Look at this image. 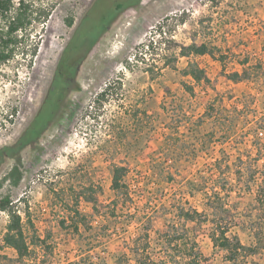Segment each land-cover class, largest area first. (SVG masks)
Returning <instances> with one entry per match:
<instances>
[{
	"label": "rangeland",
	"instance_id": "374dc122",
	"mask_svg": "<svg viewBox=\"0 0 264 264\" xmlns=\"http://www.w3.org/2000/svg\"><path fill=\"white\" fill-rule=\"evenodd\" d=\"M38 3L54 9L28 38L30 45L38 44L36 55L21 54L0 66V152L17 143L38 111L63 48L91 10L81 36L94 37L86 40L87 60L80 73L90 80L82 81L81 91L71 97L80 105L72 124L67 129L56 124L37 142L7 151L0 160V181L16 165L22 173L17 186L4 183L0 199L9 196L25 222L28 210L38 235L47 238L34 254L35 264H115L123 251L136 252L134 243L148 223L144 216L152 219L149 255L158 264H175L172 257L182 255L177 250L186 254V239L179 247L173 244L169 255L164 252L162 233L170 224L196 239L195 252L204 256L201 264H264V0ZM195 40L218 49L225 63L209 55L179 56L178 45ZM245 60L251 79L230 81L228 76L242 72ZM190 63L211 80L194 85L195 94L183 87L193 86L183 75ZM212 102L214 117L205 111ZM12 108L17 113L9 123L4 115ZM239 159L244 162L241 173ZM115 166L128 167L130 192L116 219L94 215L87 199L76 207L65 198H88L96 191L100 203L110 204L116 197L111 187ZM170 170L177 173L168 175ZM205 203L241 218L231 234L252 250L235 263L213 245L212 223H201L205 212H212ZM176 204L197 208L202 215L194 222L180 221ZM75 208L82 214L79 232L72 231L70 221L60 227ZM8 222L0 210V264H16L10 261L17 257L15 251L3 241Z\"/></svg>",
	"mask_w": 264,
	"mask_h": 264
},
{
	"label": "trees",
	"instance_id": "16d2710c",
	"mask_svg": "<svg viewBox=\"0 0 264 264\" xmlns=\"http://www.w3.org/2000/svg\"><path fill=\"white\" fill-rule=\"evenodd\" d=\"M39 0H0V66L7 65L14 61L18 55L25 56L29 52L31 53V57L36 55L38 44H29V37L31 31L34 29L36 23L44 24L48 21L53 11L54 6H50L49 4L42 5L38 3ZM101 1V0H100ZM99 4V2H98ZM120 10V6L117 7V12ZM92 11V10H91ZM90 11V12H91ZM90 12L84 19V24L80 30H78V35L81 36V32L83 30H87V17L90 16ZM101 19V18H100ZM101 21H105L102 19ZM68 25L72 26L73 21L69 20ZM105 26V25H104ZM104 26L99 30H103ZM160 33L162 32V28H160ZM90 35V33H89ZM83 37V36H82ZM179 47V56L182 57H190L191 55L196 56H206L209 55L210 57L217 59L221 63H225V56L218 54L219 50L215 47H211L206 43L199 44L198 42L192 41L191 44L188 45H178ZM34 48V49H33ZM33 49V50H31ZM176 59V58H175ZM248 61L245 60L241 65L244 67L242 72L235 71L228 79L234 83H241L246 82L251 79L252 74L246 69ZM128 67L129 64H127ZM153 71V70H150ZM183 75L185 77H190L193 80L192 84L183 83V87L185 92L190 94H195V86L194 85H201L203 82L211 83V80L208 78L204 69L200 68L195 63H190L188 67L183 71ZM105 94L102 93L100 99H104ZM216 104L213 102L205 108L207 111V115L214 117V111L216 110ZM183 109L181 108V111ZM4 113V112H3ZM4 119L9 123L13 122V118L15 117L17 110L13 109L11 111L5 112ZM222 114V112H220ZM216 115V114H215ZM225 115L224 112L222 116ZM225 117V116H224ZM3 120L0 119V126L3 125ZM41 125V124H40ZM31 126L21 138L17 141L16 144L10 146L8 149H3L0 152V160L2 157L5 156L7 151H16L19 152L23 149L25 145L36 141L37 137L41 135L39 132L43 129L42 126ZM36 127V128H34ZM258 135L263 134V131H258ZM169 150V148H168ZM9 154V153H8ZM241 161L242 164L240 166L239 173L242 172V168L244 162ZM1 163V161H0ZM173 170V169H172ZM168 171V175L173 176V174L177 173L174 171ZM113 175H112V190L115 193V199L108 205H104L100 203L99 197L97 192H93L91 196L88 198H84L79 195L73 201V196L69 195L65 197L67 199H71V202L79 206L82 199H87V202L93 209V213L96 216L104 215L111 219L117 218L118 215L121 213L123 214L124 209L127 205L128 199L130 198L129 192V185L126 182V177L128 176V167L126 166H115L113 168ZM169 181L173 180V178H168ZM22 180V173L20 172L19 167L16 165L14 168L0 181V188L3 187L5 182L12 183V185L17 186L20 181ZM93 190V189H92ZM220 193V192H219ZM215 193L213 197L220 198V194ZM53 194L58 198V192L53 191ZM212 195L209 196V198ZM174 207L175 213H177V217L180 221L184 222H194L196 219V215L200 214L197 208H186L182 206V204H176ZM205 209H210L212 211L210 214L205 212L204 221L201 223L210 224L209 236L212 240V243L215 247L220 248L222 251L226 253V259L231 262L235 263V261L244 254H247L248 251H251L252 248H248L242 244V242L236 236H232L231 228L232 226L238 225L239 221H241L240 217L238 219L237 215H227L226 210H222L223 208H215V211L211 206H207L205 203ZM0 210L5 212L9 216V222L7 225L6 233L4 236V245L6 248L12 249L16 253V258L10 259L11 262L16 264H35L36 259L34 257L35 252L39 248H44L47 244V238L41 239L38 235V232L35 229V225L31 222L29 218V211L25 210L24 214L28 217V220L25 222L23 219V215L21 211L17 208V206L11 201L9 196H5L0 199ZM222 210V211H221ZM71 211V210H70ZM69 216L67 219L63 218L60 222V227L63 229L69 225H72L73 232H79L80 225L82 222L80 221L79 217H82V214L75 208V210L68 212ZM229 213V212H228ZM71 215V216H70ZM145 220H148L141 231V235L138 237V242L135 241L136 252H133L132 255H129L127 252L123 251L118 256H115V264H158L154 262L149 255V246H150V237L152 232V225H151V217L144 216ZM141 217L140 219H142ZM212 219L209 221V219ZM67 225V226H66ZM171 229L162 233V236L165 239L164 252L166 255H169V248L172 247L173 244L178 247L181 243L186 239L187 245L184 249L185 255L180 250H177L182 255L180 256L181 259H178V256L172 257V261L175 264H180L185 256L187 255L188 258L184 259V264H201L204 261V256L202 253L195 252L196 249V239L194 237L191 238L190 233L185 234L181 233L177 230L175 224H170ZM92 229V228H91ZM32 232V233H31ZM141 243V244H140ZM141 248V250L139 249ZM177 247V248H178ZM174 248V247H173ZM93 247H90V250H93ZM96 249V248H95ZM132 252V250H131ZM177 252V253H178ZM74 264H79V262H75Z\"/></svg>",
	"mask_w": 264,
	"mask_h": 264
},
{
	"label": "flooded vegetation",
	"instance_id": "af4514ba",
	"mask_svg": "<svg viewBox=\"0 0 264 264\" xmlns=\"http://www.w3.org/2000/svg\"><path fill=\"white\" fill-rule=\"evenodd\" d=\"M120 9L122 8L120 7ZM77 32H75L76 34L70 38L68 44L63 48L57 60L49 88L40 107L28 126L21 133L22 136L25 131L31 126H35V124L36 126L43 125L44 128L39 131L41 135L37 137L34 143L56 124H59L62 129H67L74 121V115L80 107L78 101H71V97L73 93L81 91L82 81L90 80L80 77V73L84 62L87 60V55L84 54V47L87 44L86 40L89 36L90 38L94 36L88 35L82 37ZM98 32L95 34L96 36ZM97 39H93V42Z\"/></svg>",
	"mask_w": 264,
	"mask_h": 264
},
{
	"label": "built area",
	"instance_id": "2783aa9c",
	"mask_svg": "<svg viewBox=\"0 0 264 264\" xmlns=\"http://www.w3.org/2000/svg\"><path fill=\"white\" fill-rule=\"evenodd\" d=\"M262 135V134H261Z\"/></svg>",
	"mask_w": 264,
	"mask_h": 264
}]
</instances>
